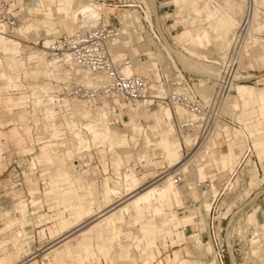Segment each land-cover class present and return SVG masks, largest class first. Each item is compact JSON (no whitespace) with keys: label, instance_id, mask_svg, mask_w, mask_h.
I'll return each mask as SVG.
<instances>
[{"label":"rangeland","instance_id":"rangeland-1","mask_svg":"<svg viewBox=\"0 0 264 264\" xmlns=\"http://www.w3.org/2000/svg\"><path fill=\"white\" fill-rule=\"evenodd\" d=\"M51 1L52 0H50L49 2L47 1V6L52 5ZM80 1H82L84 4L88 3L85 0ZM148 1L149 3H151L150 1H152V5H155L153 0ZM156 1L157 9H160V14L164 15L166 19L171 18V20L168 22V25L174 24L172 26V29H175V31L173 30V32L171 33L170 38L172 40L169 41H174L173 45L176 48L174 49V51L176 52H174L175 62L187 74L196 78H201L202 80H211L212 78L209 77L216 76L214 61L218 56H221L222 52L226 51L229 48L232 35L235 31H228L226 32V34L224 32V39L218 38L213 31L210 32L211 45L209 46L208 43L205 42V46H207L206 48L197 47L198 43H196L192 39H187L183 42L180 41V38H177L175 40L174 37L183 29L188 27L189 22H186L184 24H179L177 22L181 19H177L176 7L172 3L165 4V2H170V0ZM226 1L228 2L229 0H225L224 3ZM235 1L243 4V2L239 0ZM94 2L100 7L101 11L108 13V15L111 13V16H116L120 20L122 18V14L125 16L130 15V23H134V28L139 27L141 29V25L139 23H136L139 22L140 16L138 15V13L133 11V9L119 7V9L111 8L110 11H107L105 9L106 7H102L101 5V3L104 2H99L97 0H95ZM260 2L262 3V5L264 4V0H261ZM109 3L110 1H106V6H109ZM115 3L119 4L118 0L114 1V4ZM219 7L226 8V5L224 6L223 4ZM29 8L31 7H28V9ZM198 8L204 10L205 3L199 4ZM208 8L211 10H218L216 7L213 8L210 6ZM31 11L33 12L34 10L31 9ZM188 12L189 15H185L186 19L190 18L191 20H193L194 18H196V13H194L192 10ZM218 14H221V12H218L215 15V21L218 18ZM74 15L75 12L74 14H72L71 20L73 23H76L74 21ZM103 17H105L107 19L106 22H108L109 16L104 14ZM32 18L34 20L38 18L40 19L41 15H35L32 17L27 12V10H24L22 12V21L20 25L24 20H31ZM163 20L164 18H159L160 26L163 25ZM114 21L115 20H113V22ZM56 22L58 25L57 29L61 30L60 35H68V31L64 27H62L63 20L58 19ZM76 24L77 25H70V28L73 29L74 34L78 30H80V24ZM205 28H207L206 24L199 27L197 26L196 30L201 32ZM132 29L128 31L127 35L122 36L119 39L120 43H118V45L116 46H112L111 50L112 54L118 59L123 57L118 56L119 54L126 55L129 59L132 60L135 66V70L137 69L138 71H140V74L149 77L150 90L148 92V96H156L154 98L153 104H144L145 101L142 104L146 111L144 113L140 112L138 115L141 116L140 122L144 127V131L140 135L135 134L132 128L126 127L124 123L128 122L130 119L129 112L127 113L125 120L123 121L124 124L117 125L110 123L105 116H99V113H103L102 111L92 112L91 115L85 116L84 113L68 111L64 107L61 108V105L64 103H58L56 101L53 104L50 101L52 94L54 96H57V98H66V96L63 95V88L67 86L72 80L77 83H82L78 78H83L85 76V72L83 71L80 72L79 77H76L73 74L72 80H59V76L57 73H46V69L44 67L37 68V65L35 63H31L29 67L32 70H39L40 73L36 75L24 74L22 76L23 79L20 90L11 92L14 100L18 101L21 99V97L24 96L25 99L29 98L28 103L25 105H21L19 110H15L13 112L9 111L8 108L5 107V104H3L6 101L5 98H3L2 100L0 99V101H2L0 102V119L3 115H7L4 121L2 120L0 122V132L3 133L0 144L3 143L2 149L6 158V162L0 160V260L6 255L20 252L18 253V258H14V262L12 264H23L32 257H36V259L38 260L36 264H48L50 261L52 262V264H91V259L85 253L84 249H82V251L80 252V250L76 251V248H72V256H76L77 254L76 258L75 256L67 257L65 254L60 253V261L58 262L57 260L53 259L54 253L50 254L55 244L62 238L63 235L67 236L73 234V232L69 233L70 231L60 234L56 232L59 229V225L62 219H67L70 221L74 220V222H78L80 224L86 222V225H90L95 220V218L99 216L98 215L93 218L89 217L91 220L89 218H85L82 221H79V216L77 215L80 213L82 215V212L76 210L77 207L75 200L78 195L76 193H72L68 188L69 186L66 185L67 179L65 177V170L64 175H60V181H57L58 184L55 185L54 192L46 194L48 192L47 189H49V187L51 188L56 181V174L58 170H69V168H73V161H75L76 159V161L80 162V164L77 162L75 163V165L79 164V166H81L82 168L79 169V172H81L79 177L80 182L83 185V190H81L79 194L83 196L79 201L82 203L86 210L94 208V210L96 211L105 209L108 206V210H110L114 207L112 204H115L116 206L120 204V202L124 201V199L123 201H120V199L130 197L124 188V186L126 185L125 183L130 182L129 177H133L138 181L139 185L142 186V188L135 193L137 194L143 189L150 186L152 183L154 184L156 181H158V179H162L167 176L170 170L175 171L177 169H169L165 159V153L161 149H158V140H160L161 138H157L156 131H153L152 129V127L158 124L160 125V123L157 122L152 115L156 112H159L161 109L168 107L163 106L159 100H155L158 98L157 91H152L151 87L153 84H155L156 87L160 86L161 89L164 90L162 97L166 95L170 88V83H168L164 77L167 73L164 71V69L162 70L161 67H159L161 80L159 79V83H154L152 78L150 77V73L147 71L145 72L147 66L151 65L152 62L161 63L160 53L157 49L152 47L151 42L146 40L142 41L140 39L139 31L137 33H134ZM85 30L87 29H82V31ZM7 33L12 37H15L17 35L16 33L10 34L8 31ZM169 33L170 32L166 34L167 37ZM4 34L5 31L3 32V35ZM262 34H264V32H262ZM54 37L56 36H47V32L44 29H41L37 35L28 36L27 39H19L24 49V56L30 54L31 51H38V56H36V58L32 57L31 59L32 61L35 59L38 60L39 53L42 54L41 50L43 46L42 44H37L35 40L44 42L45 40L53 39ZM253 37H251V40L256 44H254V48L252 53L250 54V57H247L243 63L244 69L246 70L245 76L248 77V80L243 84L250 85L253 87L254 92L261 93L264 92V37H259L257 35L256 37L259 39H256L255 36ZM127 45L128 47H126ZM185 49L194 51L195 53L199 54L200 57L195 55L194 57H191V55L187 54ZM149 52L151 54L150 58H152L153 61L150 60L149 55L146 54ZM204 54L208 57L204 56ZM204 58H209L210 62H205ZM62 64H64L63 61H61V63H59L58 65ZM190 66H192L193 69ZM67 69H70V67H61V78L65 77V72ZM168 74V76L173 77L172 73L169 72ZM209 85L213 86V84ZM0 86L2 87V91L0 90V94H3V97L5 95L4 91H6V83L0 81ZM39 87L50 88L49 92H51V95L40 92L41 98L45 101L41 106L35 109L33 102L37 98L33 96V90L36 89L39 92ZM232 89L233 91L225 99L222 113L223 115L229 117L233 122L241 125V123L238 122L239 120L237 119V116L231 112L233 110L232 98L235 95L234 87ZM199 92L203 97L208 98L214 93V86H205L203 88H199ZM67 98L72 106L75 102H78L72 98ZM75 104L81 106V112L85 108V104L83 103L78 102ZM21 107L23 108L21 109ZM53 107L55 108L57 114L56 121L51 120L49 122L45 119V115L47 113V109ZM10 113H13V115H27L29 126H31L32 128L29 130L33 131L35 141L37 140V137H43L45 138V140H47V142L45 141L44 144L39 147L43 148L45 146H50L49 148H47V152L45 153L48 157V160L43 157V151L41 149L38 150L35 154H29L25 151L29 148L28 139L30 138L27 139L25 136L21 135L22 133L20 131L17 138L13 137L12 129L15 128V125H11L13 116H9ZM239 113L240 112H237V114ZM185 116L186 115H184V117ZM106 122L111 126L113 130H118L120 134L124 133L129 136L127 138L128 142L125 146V149L116 150L115 148L111 150L109 141L105 143H103L102 140H98L97 142L93 141V129L87 128L88 125L89 127L94 126V129H98V132H101ZM174 128L176 131H173V129L170 127L166 128L165 130V133L170 135L171 137L170 144L171 142L178 143L179 140L181 142H184L188 138H191L193 140V143H195L194 137H182L181 135H179L176 125L174 126ZM79 130L83 132L84 138L91 141V143L97 144H92L90 150L83 151L81 154H78L79 158L77 157V155H75V158L71 161H60L61 159H59L58 157H60L62 153L66 152L67 147H71L72 150L77 148V138L75 137V134L79 132ZM221 130L224 131L222 135L224 137H227L225 131H230V129ZM232 132L234 131L232 130ZM176 133L178 136L176 135ZM146 134H148V136L155 142L150 147H148L150 140L147 139L146 142ZM120 136L121 135H116L115 139L120 140ZM19 138H23V140L25 139L23 145H20L18 143ZM230 138H232L230 142L235 141L234 136L231 135ZM226 139H228V137ZM42 140L43 139H41V141ZM64 142L65 144H63V147L62 143ZM145 142L147 148L145 147ZM216 143L217 150L214 148L212 149V158L209 159L208 164L202 163V166L196 168V170H186L188 172L184 173V178L186 180L185 185L187 189H194H192L191 191L189 190L184 194L177 193L179 197L180 207L175 208V210L177 211V214L180 218L191 216L195 217V224L181 229V231H184V237L181 240H179L177 237H174V235L166 240L158 237L157 245L161 251L157 248V254H154V250H150V253L147 249L146 251L145 249H138L137 243L134 241L135 236L140 235L138 231L139 226H132L129 223L123 224V232L132 233L130 234L129 238H127V236H122L121 242L124 245L130 246L131 257L133 258V260H135L136 264H144L146 259H148L149 264H158L159 261H163L164 264H175V254L178 252L181 255V261H184L185 264H218L215 261L214 256V237L212 240L208 230V218H204V212L202 208V203L205 200L203 192H207V195L205 196L209 198L211 188L200 187L198 185V181L211 182V186L215 185L220 192L214 204L210 218L211 220L214 218L216 221L215 224L218 225V234L216 235L217 239L215 241L223 245L226 255L225 264H264V239H261L262 236H264V183L262 182L264 181V178L261 177L259 183L256 185L257 187H255L256 189L253 187H249L248 185L250 171L249 169L257 166L260 170L261 176H263V168L261 161L258 158V151L253 149V158H251L252 155H249V157L244 159L242 162L241 160L243 159L245 150L248 146V144H245L242 149L238 150V159L236 162L240 163L241 161V165H237V167H235V172L231 173L230 170L220 171L213 163L217 164L218 157L216 158V154H218V151L226 152L227 144L229 143L225 142L224 139L219 140ZM249 143L254 145L252 137H250ZM192 148L193 147H187L186 151H184L187 157L186 160H189L196 152L192 150ZM141 150H145V154L142 156L145 159H140L139 157V152H141ZM177 150L181 152L179 148ZM182 155L183 154L181 152L180 157H173L169 158L168 160L169 162H174V160H176V164H181V161L183 159ZM80 157H82L85 161L88 160V163L90 165L87 163V161L86 164L84 161V164H82L83 159L80 160ZM250 158L251 163H249ZM204 167H206L205 171L203 170ZM130 172H134L137 175H133ZM119 173H121L122 176H120ZM205 173L207 177L201 180L198 175L204 177ZM108 177L111 178V180H114V184L112 183V186H116L115 182H121V184H125L123 188L120 187L121 193L123 192L122 195L118 198L115 197V200L113 198L112 202H108L106 199H104L102 193L103 190L101 189L103 181ZM163 180L164 179L160 180L158 184ZM88 183L95 184L93 187L96 191L95 196L87 194L89 188ZM170 184L171 183L168 184V187L171 186ZM228 187L230 189H228ZM247 191H250V193L246 195ZM32 192H34L35 194H32ZM214 192L215 193L212 194V196L216 194V191ZM107 202L109 205L107 204ZM119 209L120 207H117L112 211V213L120 215L121 212L119 211ZM251 215H255L256 219L259 221V224L256 225L249 222V217ZM38 217L40 218L38 219ZM203 218L204 222L202 221ZM127 219L130 221V218ZM162 220L163 219L160 218V223ZM11 224L12 226L8 227ZM82 227H84V225ZM169 229L173 230L172 227H169ZM43 230L46 231V236L44 235ZM51 232L54 234V236L51 235ZM76 234L77 233H75V235ZM87 235L96 237L93 242L94 244H97L99 242L97 240V236L101 240V234L98 232L89 231ZM255 236L257 238H255ZM81 238V236L77 237L76 239L74 238L71 244H76L77 241ZM198 239L201 242V245L198 244ZM260 239L261 242L258 244V246L252 243L253 240ZM84 243L85 241L82 239L79 242V244L82 245V248ZM93 243L88 241V244ZM79 244L77 248H79ZM144 244L145 242L141 243V248L144 246ZM208 247H210L211 249L209 250ZM21 249L23 251H21ZM254 249H259L261 253L259 252L258 254H255ZM24 250H26L27 252H25ZM117 251L118 245L115 244L113 253H116ZM99 257L101 258L102 264H132V260H117L113 263L111 258H109V260H106L107 257ZM169 258H172L173 261Z\"/></svg>","mask_w":264,"mask_h":264},{"label":"crops","instance_id":"crops-1","mask_svg":"<svg viewBox=\"0 0 264 264\" xmlns=\"http://www.w3.org/2000/svg\"><path fill=\"white\" fill-rule=\"evenodd\" d=\"M79 1L78 0H52L51 6H47L48 3H44L38 11L35 10L33 12L31 11V8L29 9L27 8V12L32 17L35 15H41V18L40 19L38 18L36 20H34L33 18L31 20L30 19L24 20L23 23L18 28L16 32L17 35L15 37L9 36L5 30H4L5 34L0 35V81H3L6 83L5 87H6V91L8 94L6 95L7 97H5V100H6L5 104L8 105L9 111L14 112L15 110H19L21 105H25L28 103L29 98L25 99L24 96L21 97V99L18 101L14 100L11 92L20 90V86H22V79H23L22 76L24 74L36 75L40 73L39 70H32L29 67L31 63H35L37 65V68L44 67L46 69L45 70L46 73H49V74L57 73L59 76V80H72L73 74L76 77L80 76L81 70L76 68L73 65V63H71L70 65H67L70 67V69L66 70L65 77L61 78L60 77L61 67L66 66V65L64 64L58 65L61 62L54 63V64H49L45 62L42 63L40 60L41 58L40 53H39V59L38 60L35 59L32 61L31 60L32 57L36 58V56H38V51H31L30 54L24 56V49H23L22 43L19 41V39H22V38L27 39L28 36L37 35L41 29H44L47 32V36L60 35L61 30L57 29L58 25L56 22L58 19L63 20L62 27H64L68 31L69 35L74 34L73 29L70 28V25L71 24L77 25V24L72 22L71 16L72 14H74V12L76 14V12L84 5L82 1L80 2ZM169 3H172L176 7L177 19H181L180 21H177L179 24H184L186 22H189V25H188L189 28L186 27L179 34H177L174 37L175 40L177 38H180V41L183 42L184 40L192 39L193 41L198 43L197 47L206 48L207 46H205V42H207L209 46L211 45V42H210L211 33L210 32L213 31L217 35L218 38L224 39V36H223L224 33L221 31L220 27L216 24V21H215V15L218 13V11L209 9L208 7H210L211 4L207 0H170V2H165V4H169ZM202 3H205L204 10L198 8V5ZM156 6H157V1L155 0V7ZM217 9L219 10V8ZM190 10L196 13V18H194L193 20H191L190 18H187V19L185 18V15L187 16L189 15L188 11ZM104 14L107 16H110L111 13L108 15V13L104 12ZM130 19H131L130 15L125 16L122 14V18L120 21L122 23L121 31L124 35H127L130 28L134 26V23H130L129 21ZM169 19L171 20V18ZM188 20H191V21H188ZM136 23H139L141 25L140 21ZM106 24L116 25V22L114 21V22L109 23L108 21L106 22ZM204 24H206L207 28L203 29V31L201 32L196 30L197 26L199 27ZM173 25L174 24H171V26ZM79 29H80V26H79ZM51 40L52 39H47L44 42L35 40V42L37 44H42L43 47H48L51 43ZM118 43H120V41L114 42L113 46L118 45ZM45 44H48V45L44 46ZM126 47H128V45ZM185 50H189V49H185ZM189 51L194 53L195 56L200 57V55L195 53L194 51H191V50ZM146 54L149 55V59L152 60V58H150L151 56L150 52ZM187 54L191 55L189 52H187ZM194 54L191 55V57H194ZM118 56H124V55L119 54ZM204 56H207V55L204 54ZM146 71L150 73V77L152 78L154 83H159V81L161 80V75L159 73V69L157 67L156 62H152L151 65L147 66V69H145V72ZM129 72L131 73V71ZM135 72L137 74H140V71H138L137 69L135 70ZM78 79H80L83 84L88 85V86L94 85L95 83L94 78L90 77L89 74L87 73H85V76L83 78H78ZM233 87H234L235 95L232 98L233 110L231 112L237 116V119L239 120L238 122L241 123V129H238V128L231 129L228 127L230 131H227V130L225 131L226 136L228 137L227 143H229L227 144V151L226 152L218 151V154H216V158L218 157L217 164L216 163H213V164L220 171L230 170L231 173H234L235 167L239 165V163L236 162L238 159V150L242 149V147L245 144H248L250 142V137H252L254 145L252 144L250 145L252 149L254 148V150L258 151V158L261 161L262 168H263V176L261 177L264 178V92L256 93L254 92L252 86L246 85V84H235ZM152 90L157 91V95H163V92H164V90H162L160 86L156 87L155 84L152 85ZM49 91H50V88L48 87H39V92L36 89L33 90V96L37 98L33 102L35 109L41 106L45 101L41 98L40 92L51 95V92ZM30 99H33V98H30ZM50 101L54 104L57 101V96H54L52 94ZM75 103H78V102H75ZM75 103L72 106V104L69 101H64V104L61 105V108L64 107L68 111L84 113L85 116H89L93 112L86 105L83 111L81 112L82 110L81 106ZM145 103L152 104L153 100L147 101ZM22 108L23 107H21V109ZM169 110L170 109L163 108L159 112H156L155 114L152 115L154 119L160 123V125L158 124L152 127V129L153 131H156V137L161 138L160 140H158V145H159L158 149H161L165 153V159H166L167 165L169 168H171L176 164V160H174V162H169L168 160L169 159L168 157L172 151V149L170 148L171 137L170 135L165 133V130L166 128L170 127L173 129V131H175L174 117L176 118L179 117V119H181L179 113H177V110L182 111V114H183L182 118L184 117V115H186V112L180 108H175V113L172 110H170L172 113L169 116L167 114V111ZM145 111L146 110L144 109V107L143 106L141 107L140 105L136 108H131L130 119L128 122H124L126 127L132 128V130L137 135H140L144 131V127L140 122L141 116H138V115L140 112L144 113ZM237 112H240V113L237 114ZM56 115L57 114H56L55 108L54 107L49 108L47 109L45 119L49 122L51 120L56 121ZM6 116L3 115L2 118L0 119V122L2 120L4 121ZM9 116H13L11 125H15V128L12 129L14 138L18 137L20 128L26 134L30 135L32 130L30 131L29 129H32V128L31 126H29L27 115L25 114H21V115L14 114L13 115V113L12 114L10 113ZM99 116H102V117L105 116L107 119V115L105 113H99ZM87 128L93 129L92 130L93 141L97 142L98 140H102L103 143L109 141L111 150L115 148L116 150L125 149V146L128 142L127 138L129 136L124 133L120 134L118 130H113L107 122L101 132H98V129H94L95 128L94 126L89 127L88 125ZM232 130L234 132H232ZM114 134H116L117 136L121 135L120 136L121 139L116 140L115 139L116 135ZM231 135L234 136L235 138L234 142H230L232 140V138H230ZM2 136H3V133L0 132V141H1ZM75 137L77 138V148L72 150L71 147H67L66 152L62 153V155L58 157L59 159H61L60 161L65 162L66 160H69V161L73 160L75 158V155H77V152L80 151V148L84 146L89 147V145L92 144L91 141L84 138V135L81 130H79V132L75 134ZM147 139L150 140L148 147L152 146L153 143H155L148 136V134H146V142H147ZM24 140L23 138H19L18 143L20 145H23ZM146 142H145V147L147 148ZM208 143L209 145L211 144L210 145L211 147L207 151L208 153L206 152L204 157L201 158L199 165L193 166L194 169L192 171L196 170V168L198 167H201L202 163L208 164L209 159L212 158L211 157L212 149L214 148L217 150V143L214 140L210 139ZM63 144H65V142L62 143V146L64 147ZM2 145L3 143L0 144L1 150L3 147ZM49 147L50 146H45L41 148V150L43 151V157L46 158L47 160H48V157L45 153L47 152L46 150ZM178 148L181 150V147L179 145H177V149ZM139 157L140 159H145L141 157L140 152H139ZM205 168L206 167L203 168L204 171H205ZM64 170L66 172L67 169L58 170L56 174V181L54 182L51 188L54 189L55 185L58 184V182L60 181V175L61 174L64 175L65 173ZM130 173L133 175H137L134 172H130ZM79 176L80 175H77V185L81 191L83 190V185L80 182ZM198 176L200 177L201 180L207 177L206 173L204 177L200 175ZM129 181L136 186L139 185L138 181L135 180L133 177H129ZM262 182L264 183V181ZM93 185L95 184L88 183V187H89L88 189L93 187ZM214 191H216V194L212 196V194L215 193ZM184 192L185 191L181 192V190L179 189H177L176 191V187L171 185L170 187L166 189L163 195L158 197L156 201L145 203L141 206H136L134 205V203L130 204L131 207H129V212L126 214L124 224L129 223L132 226H139L138 231L140 235L135 236L134 238V241L137 243L138 249L140 250L145 249V251L147 249L148 252H150V250H154V254H157V251H156L157 248L160 250V248L157 245L158 237H160L163 240H166L168 238H171L174 235V237H177L179 240H181L184 237V231H181V229L187 228L188 226L195 224V221H194L195 217L191 216V217L180 218L177 214V211L175 210V208L180 207L179 197L177 193L184 194ZM203 193H204L205 200L202 203V208L204 212L203 216L204 218H206L210 214L212 210V206L216 202L220 192L216 188L215 185H212L210 189L209 198L205 196L207 195V192H203ZM32 194H35V193L32 192ZM30 195H31V192H30ZM79 200L80 198L78 199V201ZM77 216H79L78 217L79 221H82V219L80 218V214H78ZM40 217H38V219ZM127 218H130V221ZM160 218L163 219L161 223H160ZM204 218L202 220L203 222H204ZM257 223L259 224L258 220H257ZM79 225L80 223L74 222V220L70 221L67 219L66 220L62 219L59 225V229L56 232L60 234V233H65L67 231H70L69 233L73 232V234L68 235V238L65 241H63V243L55 244L54 248L56 246L58 247L56 250L51 251L50 254L54 253V256L57 255L58 258L60 257V253H63L66 255L65 253L66 245L71 244L74 238L76 239L77 237H79L78 236L79 234H82L81 235L82 240L84 241L87 240L93 243L96 237L87 235L88 232H84L85 229L84 230L81 229L78 233L75 232L76 228ZM11 226L12 224L9 225L8 227H11ZM169 227H172L173 230H170ZM71 229H75V230H71ZM43 233L45 236L47 235L45 230H43ZM75 233L77 234L75 235ZM131 233L132 232L124 233L123 229H121V238L122 236H127V238H129ZM51 235L54 236L52 232H51ZM64 236L65 235H63L62 237ZM81 239L78 240L76 244H73L74 248H76L75 250L76 251L80 250V252L83 249L82 245L79 244ZM97 240L98 241L100 240L98 236H97ZM143 242H145V244L141 248V243ZM197 242L198 244L201 245V242L199 241V239L197 240ZM78 244H79V248H77ZM114 249H115V246L109 248L107 252L106 260H109V258H111L113 263L117 260H128V261L132 260V264H136L135 260H133V258L131 257L130 246L124 245L121 242L120 246H118V251L116 253H113ZM24 251L27 252L26 250ZM18 256H19L18 252L15 254L12 253V254L6 255L4 258L0 260V264H12L14 262V258H18ZM180 258H181L180 253L179 252L176 253L174 263L175 264H185V262L181 261ZM169 259L173 261L172 258H169ZM37 261H38L37 259H33L32 257L23 264H36ZM44 264H47V263H44ZM48 264H52V262L50 261ZM144 264H149L148 259L145 260ZM158 264H164V263L163 261H159Z\"/></svg>","mask_w":264,"mask_h":264},{"label":"built area","instance_id":"built-area-1","mask_svg":"<svg viewBox=\"0 0 264 264\" xmlns=\"http://www.w3.org/2000/svg\"><path fill=\"white\" fill-rule=\"evenodd\" d=\"M47 1L49 0H0V32L6 30L10 34L16 33L22 21L24 7L39 8ZM97 1L104 2L102 4L107 10L125 7L133 9L140 16L141 29L139 27L134 28V26L133 29H130L134 33L139 31L140 39L151 42L152 47L158 50L161 63H157V67L164 69L167 73L164 76L165 80L170 83L168 93L155 100H159L163 106L180 107L186 112V116L182 119L176 118V128L182 137L192 135L196 137L195 151L201 150L210 139L215 142L224 139L227 142V137L222 135L224 131L221 129L224 127L241 129L240 124L238 125L223 115L222 106L225 99L233 91V86L248 80V77L245 76L246 70L243 63L247 57H250L254 44H256L251 40L254 35L251 29L255 15H258L257 20L259 22H264L263 5H258L255 0H247L243 3L245 12L242 14L232 36L231 44L214 61L218 75L212 78V81L208 80V83L214 86V93L212 98L206 99L199 92L203 80L187 74L175 62L174 51L171 50V48H175L174 41H169L172 40L170 38L171 33L175 29L168 25L170 19L161 15L157 6L154 9L148 0H118L121 5L114 4L116 0ZM106 1H110L109 6H106ZM209 1L212 7H219L224 4L225 0ZM160 17L164 18L162 26L159 24ZM113 20H115L116 25L106 24V18L103 17L99 24L91 29L80 30L72 35H58L51 40L48 47H42L41 52L48 60L69 56L76 68L94 78L95 83L91 86L72 80L63 88V95L66 98L58 97V103H64L65 99L68 100L67 97L72 98L85 104L93 112L102 111L107 115L110 123L123 125V121L127 113H130L131 108L143 106L142 104L150 90V81L148 76L135 72L132 60L126 55L118 59L112 54L113 43L124 36L121 31L120 19L110 14L109 23ZM168 32L170 33L167 37ZM257 36L264 37V34ZM168 45L171 47L169 48ZM169 72L173 74V77L168 76ZM20 132L27 139L30 138L28 139L29 148L25 150L29 154H35L41 149L39 146L43 145L45 141L47 142L43 137H37L35 141L33 131L28 135L20 128ZM41 139L43 140L41 141ZM253 149L248 143L242 162L253 154ZM4 155L3 149H0V160L6 162ZM241 161L238 166L241 165ZM184 177L180 171L176 172L173 175L174 184L181 185ZM198 185L211 188V182L208 181H198ZM215 222L214 218L211 220L208 217L209 234L212 240L214 237L215 261L218 264H225L226 255L223 245L215 241L218 234V225Z\"/></svg>","mask_w":264,"mask_h":264},{"label":"bare ground","instance_id":"bare-ground-1","mask_svg":"<svg viewBox=\"0 0 264 264\" xmlns=\"http://www.w3.org/2000/svg\"><path fill=\"white\" fill-rule=\"evenodd\" d=\"M86 2L88 3H85L75 14V17H74V20L76 23H79L80 24V29H91L95 26H97L99 24V22L102 20L103 18V15H104V12L100 10V7L93 1V0H85ZM154 1V4H155V0ZM209 3L210 1L207 0ZM241 2H245L247 0H240ZM261 0H255V2L258 4V5H262V3L260 2ZM151 4H152V1H150ZM102 7H104V5L101 3ZM226 5V8H223V7H216V8H219V11L218 12H221V14H218V18L216 20V24L221 27V31L225 34L226 32L228 31H232V30H236L237 26H238V23H239V20L240 18L242 17V14L245 12V8H244V4L242 3H239L235 0H229L228 2L226 1L224 3V6ZM264 6V4H263ZM28 7H24L23 10H27ZM153 8L155 9V5L153 6ZM32 10H39L40 7L38 8H31ZM107 10V9H106ZM107 11H110V10H107ZM149 18V17H148ZM258 18V15L256 14L255 15V20H254V23L252 25V29H251V32L254 33L253 36L256 37V35H262V32H264V22H259L257 20ZM107 20V19H106ZM140 21V20H139ZM106 23V21H105ZM6 31V30H5ZM80 31V30H78ZM3 31L0 32V35H3ZM7 32V31H6ZM8 34V33H7ZM233 36V35H232ZM252 36V37H253ZM254 38V37H253ZM256 39H259L256 37ZM116 42V41H115ZM225 44V43H224ZM227 44V43H226ZM229 44V43H228ZM231 44V42H230ZM48 44H45L44 46H46ZM228 46V45H227ZM168 47L170 48L171 46L168 45ZM174 49L176 48H171V50L174 51ZM226 50V49H225ZM175 52V51H174ZM186 52H189L191 55H193L194 53L190 52L189 50H186ZM42 53V52H41ZM176 53V52H175ZM195 55V54H194ZM116 57V56H114ZM205 59V62H210L209 58H204ZM41 62H45V63H49V64H54V63H59L61 61L64 62V65H70L72 63L71 59L69 58V56H64L63 58H54L52 60H48L47 58H45V56L43 55V53L41 54ZM183 60V59H182ZM181 61V60H180ZM185 61V60H184ZM189 66V65H188ZM209 66V65H208ZM187 67V66H186ZM192 69L193 67L190 66ZM211 67V66H210ZM216 71V76L218 75V72L217 70L215 69ZM130 73V72H129ZM215 76V77H216ZM215 77H209V78H215ZM206 82V83H205ZM83 84V83H81ZM236 84H243V83H236ZM85 85V84H84ZM205 86H209V87H213L212 85H209L208 83V80H203V84H202V87H205ZM0 90L2 91V87H0ZM151 90H152V87H151ZM153 91V90H152ZM4 96L2 97V95L0 96V99L2 100L3 98L7 97L6 95L8 94L7 91H4ZM156 96L154 95H150V96H147L146 97V100L145 102L147 101H150V100H154ZM158 98H161L162 95H157ZM213 97V94L206 98V99H210ZM205 98V97H204ZM64 101H69L67 99H65ZM2 102V101H0ZM144 102V103H145ZM5 104V103H3ZM224 104H225V101H224ZM224 104L222 106V108H224ZM5 107L8 108L9 110V107L8 105L5 104ZM176 108H180V107H176ZM166 109H170L172 110L174 113H175V109L174 108H166ZM182 109V108H180ZM3 110V109H2ZM167 111V114L170 116L171 115V111ZM183 110V109H182ZM173 113V115H174ZM177 113H179L180 117L182 118L183 114H182V111L180 110H177ZM176 125V117H174V126ZM86 129V128H85ZM222 129H229L228 127H224ZM176 131V130H175ZM83 133V132H82ZM177 135V133H176ZM180 135V134H179ZM178 136V135H177ZM187 137H194L193 135L192 136H187ZM195 140H196V137H194ZM209 142V141H208ZM206 143L204 145V147L201 149V150H197L194 155L189 159V160H186L187 157H186V153H184V151H186V148L187 147H194L195 143H193V140L191 138H188L186 139L184 142H181L180 140L178 141V143L176 142H171V149H172V153L169 155L168 158H175V157H180L181 156V152H182V156H183V159L181 161V164H176L174 165L173 167L169 168V169H176L175 171H171L168 173L167 176H165L164 179L161 183L158 184V182L162 179H158V181H156L154 184L152 183L150 186H148L147 188L143 189L142 191H140L139 193L135 194L139 189L142 188L141 185H134L132 184L131 182H127L125 184H121V182H115L116 186H112V183L114 180H111V178H105V180L103 181V184H102V190H103V196H104V199H106L108 202H112L113 198L115 200V197L118 198L119 196L122 195L121 193V188H125V191L127 192V194H129L130 197L128 198H122L120 199V201H124L123 202H120V204L116 205L115 204H112L114 207L110 210L109 209V204L107 202V208L105 209H100L99 211L97 210H94L93 209H89V210H86L83 205L78 201L79 198H81L83 195H80L79 192H80V189L77 185V175H80L81 172H79L80 170L79 169H82L81 166H79L80 162L78 161H73L74 165H73V168H69V170L66 171V179H67V183L66 185L69 186L68 188L71 190L72 193H76L78 196L75 200V203H76V210L82 212V215L80 213V218L83 220L85 218H93V217H96L95 220L93 221L92 219V223L88 226L84 223L80 224L75 232H79L81 229H85L84 232H89V231H94V232H98L101 234V240H99V242L97 244H88V241L86 240L84 245H83V249L85 250V253L89 256V258L91 259V264H102L101 262V257H107V252L109 250V248L111 247H114L115 244L120 246V243H121V229H122V226L125 222V217H126V214L129 212V207L131 203H134V205L136 206H141L145 203H150V202H153V201H156L158 199L159 196L163 195L168 187V184L171 183L170 185H173L174 187H177V189L181 190L182 191H185V192H188L189 190L193 189H187L186 185H185V178L183 179V183L181 185H175L174 184V181H173V175L180 171L183 175L184 173L188 172V171H192L194 169L193 166L197 165L201 158L204 157V155L206 154V152L209 150V148L211 147L209 145V143ZM93 145L97 144V143H92ZM92 144L89 145V147H82L80 148V151L77 152V157L79 156L78 154H81L83 151H88L91 149V146ZM177 145H179L181 147V152L177 150ZM213 147V145H212ZM101 148V147H99ZM192 150L195 151V147L192 148ZM193 153V151H192ZM208 153V152H207ZM145 154V150H141L140 152V155L141 157ZM188 154V153H187ZM191 155V154H190ZM209 155V154H208ZM79 158V157H78ZM82 160L83 158L80 157ZM87 158V157H85ZM83 161L85 162L86 164V161L88 163V160H82V164ZM79 163L78 165H75V163ZM91 163V162H90ZM120 163V161H119ZM249 163H251V160L249 161ZM248 163V164H249ZM89 164V163H88ZM90 165V164H89ZM199 165V164H198ZM72 167V166H71ZM188 170V171H186ZM249 187H257L256 185L259 183L260 179H261V174H260V170L258 169L257 166H255L254 168L252 169H249ZM120 176H122L121 173H119ZM114 184V183H113ZM230 184V183H229ZM231 185V184H230ZM229 185V186H230ZM49 187V186H48ZM94 187V185H93ZM91 187L90 189H88V192L87 194L91 195V196H95V193L96 191L94 190V188ZM121 187V188H120ZM228 189H230L228 187ZM256 189V188H255ZM48 192L46 194H50V193H53L54 192V189L53 188H50L47 189ZM184 192V193H185ZM250 193V191H247L246 192V195ZM86 196V195H85ZM84 196V197H85ZM90 196V197H91ZM102 196V197H103ZM123 197V196H122ZM86 198V197H85ZM105 201V200H104ZM103 201V202H104ZM114 202V201H113ZM215 204V203H214ZM214 204L212 206V210H213V207H214ZM111 205V204H110ZM133 205V204H132ZM112 207V206H111ZM110 207V208H111ZM117 207H120L119 211L121 212L120 215H116L114 213H112V211L114 209H116ZM108 210V211H107ZM211 210V212H212ZM211 212L210 214L206 217H210L211 215ZM256 213V212H255ZM76 216V215H75ZM79 219V218H78ZM90 219V218H89ZM91 220V219H90ZM91 222V221H89ZM249 222L250 223H254V224H258L257 223V219L255 217V215H251L249 217ZM84 225V227H82ZM239 226V225H238ZM242 230V229H241ZM82 234H79L78 236H81ZM258 236V235H257ZM70 237V236H69ZM68 238V235L67 236H64L62 237L56 244H61L63 243V241H65L66 239ZM74 238V237H72ZM255 238H257L255 236ZM259 238V237H258ZM262 240L264 239V236H262L261 238ZM261 239L260 240H253V244L258 246V244L261 242ZM252 245V244H251ZM18 246V245H17ZM58 246H56L55 248H53L52 251L56 250ZM74 247L73 244H68L66 245L65 247V253L68 257H71L73 254H72V248ZM23 248V247H22ZM210 248V247H209ZM253 248V247H252ZM257 248V247H256ZM211 249V248H210ZM263 249V248H262ZM20 250V249H19ZM255 250V249H254ZM21 251H23L21 249ZM260 252L259 249H256L254 251L255 254H258ZM20 253V252H18ZM261 253V252H260ZM75 256V255H74ZM72 256V257H74ZM77 256V254H76ZM75 256V258H76ZM33 259H36V257H33ZM54 260H59L58 256L55 255ZM56 262V261H55ZM64 264V263H63Z\"/></svg>","mask_w":264,"mask_h":264}]
</instances>
